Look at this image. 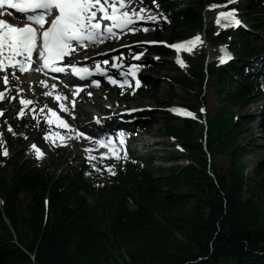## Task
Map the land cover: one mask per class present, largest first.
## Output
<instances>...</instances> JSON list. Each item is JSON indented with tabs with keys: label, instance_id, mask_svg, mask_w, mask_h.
Instances as JSON below:
<instances>
[{
	"label": "trees",
	"instance_id": "obj_1",
	"mask_svg": "<svg viewBox=\"0 0 264 264\" xmlns=\"http://www.w3.org/2000/svg\"><path fill=\"white\" fill-rule=\"evenodd\" d=\"M171 1L148 6L173 23L169 31H157L156 37L168 40L188 30L204 29V6L224 0ZM177 2L181 8L170 7L169 3ZM238 9L254 28L264 30L262 0H244ZM206 32L215 43L229 42L239 56L252 53L253 39L242 29L216 31L211 27ZM152 50L168 53L163 48ZM235 64H211L205 71L195 64L189 77L171 79L187 91L192 83L203 86L206 77L214 75L217 100L224 106L207 121L205 149L197 140L202 132L195 135L190 128L194 122L184 120L179 130L169 126L167 113L159 110L166 133L184 146L190 159L185 166L155 168L149 164L140 169L129 165L114 177L104 173L89 183L74 167L57 173L13 157L12 178L0 177V264H264V202L254 191L264 193V187L244 175L241 157L246 150L238 140L244 123L255 120L264 140V106L257 118H234L229 108L259 98L257 78ZM148 81L150 89L145 92L155 104L162 107L173 101V84L167 82V92L158 103L159 87ZM143 115L141 126L150 128L156 123L155 111ZM250 140L258 143L256 136ZM217 152L231 155L224 170L212 163ZM62 162L51 161L56 166ZM258 168L264 170V161ZM80 191L90 193L93 203Z\"/></svg>",
	"mask_w": 264,
	"mask_h": 264
},
{
	"label": "rangeland",
	"instance_id": "obj_2",
	"mask_svg": "<svg viewBox=\"0 0 264 264\" xmlns=\"http://www.w3.org/2000/svg\"><path fill=\"white\" fill-rule=\"evenodd\" d=\"M228 3V2H227ZM133 8H139L138 6V0H136V3L132 5ZM220 11H227L223 9V6L216 7L214 9H210L208 12L204 15V21L205 22H216L217 19V13ZM244 20V18H241ZM221 23H227L224 21L223 18H221ZM248 24V23H247ZM218 25V24H217ZM197 34L200 35L202 42H194V46H191L192 50H181V54L179 59L184 62V66H181L180 63L175 64L173 62V57H170V60H168L167 63H165L166 68L162 69L161 71H155V70H148L147 73H144L145 76L152 79V81L159 85L160 93L158 95L159 100H162L164 98V92L166 91V81L168 77L178 76V75H185L186 71L189 70V68H195L196 65H203L205 63L206 58H208V62L212 59L217 58L219 62V58L221 56H224L223 53L220 51V46H214L212 42L209 40H205L204 36L201 31L198 30H189L184 32L180 37L181 39L177 40L179 42L189 40L194 38ZM151 36H144L143 39L150 38ZM256 41L260 44H264V33L261 32H255ZM124 43L120 42L119 45H123ZM114 48V47H112ZM203 52L204 54V60L201 59V57L198 55L199 52ZM106 54H112V51L105 52ZM176 53H174L173 56H175ZM111 57V56H110ZM194 63L196 64L195 66ZM220 63V62H219ZM242 65V62H239V66ZM247 68H251V63L247 64ZM170 70V72H169ZM11 82L9 85L5 86L2 81L0 83L4 88H7L9 92V98L7 99V103L0 104V108L4 111L7 110V115H11L15 112H19L24 107L20 103L22 97H26L24 99L30 100L33 105L28 108V112L30 115V118L28 120L27 124V133L30 135V140L27 144L21 143V140L17 141V145L23 149L22 152L25 153L26 158L32 157V145L35 141L39 142L40 144L46 143L45 140L47 139L44 134L41 133L43 129L41 128L46 123L44 122V112H46V108L49 106L50 103L54 100L52 96L49 95V92L46 88L43 86L35 87V90L33 88L29 87V83H24L25 79L21 78L19 79L20 87L23 88V91L20 92V94H26V96H20L17 95V97L12 101V98L16 95V93L19 92L20 89H17L18 85V78H11ZM27 80H30L32 82L31 78H27ZM215 76L209 75L207 79L204 82L203 88L202 86H199L197 84L192 83L190 88L187 90V92L178 87L177 85H173L175 89L176 96L173 97V104L171 105H194L196 107V112L193 113V117L197 120H195L194 124L190 125V128L193 129L194 134H198L199 132H202L204 130V120H210L212 117H214L217 113L222 112L224 106L220 105L219 101L217 100V92L215 90ZM17 85V86H16ZM33 90V91H32ZM199 90H202L201 97L202 101H200V98L197 96V93ZM125 93H119L117 91H108L106 89H97L96 92L92 93V96H97V100H92L91 104L85 102V100H82V103L84 106L90 110V112L83 113V112H76V120L81 125H85L92 122L90 119V114H94L95 118H98L96 114L98 112L95 111V107L99 108H105L110 111V107L112 105L117 106L115 111H110L109 115H102L105 120H111L113 119V123L111 127L116 128V123L118 122V111H120L123 107H153V101L152 99L147 95H137L135 96V92L131 90L129 92L128 97L130 99H133L130 101V103L127 106H124L125 102H120L118 99L123 97ZM84 97L89 99V94L84 93ZM1 101V99H0ZM81 104V103H80ZM264 105L262 99L260 100H251L250 102H245L243 104H240L238 106H233L229 108L231 112L236 114L237 118L247 119L251 115H257L260 108ZM204 109V111H201V109ZM81 111V110H79ZM70 116L73 115V113H68ZM156 124L152 126L148 132L145 133V136L139 135L137 136V139H145L147 145H150V143L154 142L158 144L156 148H160L158 151H153L151 154L153 155L154 162H152V166L156 168L160 167H166L174 164L183 165L185 163L184 156H182L181 151L176 147V143L173 142L172 139L168 137V135L165 133L166 129L163 126V122L161 115H157L156 117ZM47 125V124H46ZM169 126L175 127L177 129H181L183 126V123L179 119L170 120L168 123ZM49 126V125H48ZM86 126V125H85ZM92 127V126H91ZM125 129H132L134 126L132 123L128 125H121V128ZM122 130H120L121 132ZM124 131V130H123ZM92 133L91 131H88ZM126 131H124V134ZM129 135V133H128ZM251 135L256 136L258 143L254 145L250 141ZM126 136V135H125ZM6 135H4L0 131V150L5 147H9L6 145L5 141ZM198 140V138H197ZM241 142V145L244 147L245 154L241 157V162L243 163V173L247 178H250L252 184L261 185V187H264V170H259L258 165L264 161V140L262 138L261 130L257 127V122H250L243 125L242 130L240 131L239 139ZM180 141V140H179ZM144 143V141H143ZM52 141L49 142V144H44L43 148V156L42 159L37 160L34 165L36 166H43V165H51L50 161L51 159L58 154H61L63 156V159L66 158V162H69L71 159H75L76 161L83 159L84 156L82 151L79 149L78 144L73 143L69 147H64L63 149H55V147L51 146ZM17 147V146H16ZM10 153L12 151H15L12 147ZM154 148V146H153ZM134 151L136 152V156H139V153L141 154V150L138 147L134 148ZM139 151V152H137ZM81 152V153H80ZM150 154V149L145 153L143 158H146ZM76 156V157H75ZM163 159H160V158ZM172 158L178 159L177 161L171 160ZM87 160V161H86ZM84 160L85 165L90 167L91 171H86L84 176L87 179H90L93 172L99 170L100 168H105L106 170H109V167L112 168V171H115L116 169H121L125 164L127 163L126 160H123L121 162H114L111 165H106L101 162H89L88 159ZM168 160V161H167ZM171 160V161H170ZM211 160V159H210ZM231 155L227 152H217L212 156V163L215 164V166L220 169L224 170L230 163ZM95 165V167H93ZM63 168V166H62ZM61 169V168H60ZM7 179L11 177V171L10 168L5 172L4 175ZM256 195H259L260 198L264 202V193L259 191L258 189H254ZM244 197H247L246 194ZM131 210L134 209L133 205L130 204ZM177 238H180L179 234H176Z\"/></svg>",
	"mask_w": 264,
	"mask_h": 264
},
{
	"label": "snow or ice",
	"instance_id": "obj_3",
	"mask_svg": "<svg viewBox=\"0 0 264 264\" xmlns=\"http://www.w3.org/2000/svg\"><path fill=\"white\" fill-rule=\"evenodd\" d=\"M155 2L156 0H153V3ZM228 2L231 3L234 0H228ZM134 3H136V0H0V7L8 5L23 13L22 18L29 21V23L23 25H14L0 19V73H2L0 81L6 86L9 85L11 82L10 75L11 78H18L15 75V70L21 73L26 72L34 63L40 64L38 71L51 69L56 72H63L70 68L72 73L81 79L90 76L93 70L105 75L107 69L101 68L99 64L94 69H89L70 62H60L64 61L65 57L78 51L80 46L86 47L89 44L102 43L105 37L118 36L116 29L134 31L135 28L132 26L136 20H155L159 18L152 13L151 9L133 8ZM208 7L214 8L217 5L212 4ZM221 18L227 22L223 24L224 27L229 26L230 23L237 25L241 23L235 17V9L218 12L216 19L218 25L221 24ZM147 30V28L144 29V31ZM194 42H202L199 34L192 39L169 46L177 49V51L182 47L191 51L192 48L188 46H194ZM220 51L225 52V55H227L223 46ZM35 54H38V60ZM219 59L223 63L225 57L221 56ZM177 62L184 66V62L179 57H177ZM102 63L107 65L109 61L104 60ZM112 67L119 68L120 65L113 64ZM121 75H125V73L122 72ZM107 79L113 84L121 83L111 75H107ZM42 83L46 82L42 81ZM122 83L127 84L128 81L124 80ZM136 83L139 85V80ZM92 84L99 85V81L93 80ZM51 87L55 88L56 85L53 84ZM5 91H7V88H5ZM73 95L75 96L76 93L74 92ZM3 98L4 92H0V99ZM56 99L61 100L62 97L57 94ZM20 103L27 106L32 102L21 99ZM74 103L73 101V106ZM60 108L63 111H68L64 104H61ZM172 111L184 114L186 110L174 108ZM201 111H204V109L202 108ZM49 112H51V116L55 118L59 126L71 127L55 111L49 109ZM19 114L23 115V108ZM187 115L191 116L192 113L188 112ZM48 123H53V119L49 118ZM9 130L11 131V129ZM78 135L84 136L85 134L78 133ZM60 139L65 142L64 137ZM96 142L104 143L116 159L121 158L111 136L107 138L106 143L103 138L98 139ZM120 144H124L123 138L120 139ZM32 148L36 150L38 157L43 155L36 145H32ZM3 154L7 155V151L5 150ZM101 155L105 154L102 153ZM123 158H128L126 149ZM109 171H112L111 167H109ZM112 174L115 173L112 172Z\"/></svg>",
	"mask_w": 264,
	"mask_h": 264
},
{
	"label": "bare ground",
	"instance_id": "obj_4",
	"mask_svg": "<svg viewBox=\"0 0 264 264\" xmlns=\"http://www.w3.org/2000/svg\"><path fill=\"white\" fill-rule=\"evenodd\" d=\"M188 47H191V46H188ZM28 78V77H27ZM32 82L30 81V80H27V82H30L29 83V87L30 88H33V89H35V87L37 88V84H38V82H39V76H37V75H34V76H32ZM25 83V82H24ZM77 109L78 110H81V111H83V108H82V105L80 104V102L78 101V104H77ZM92 117V116H91ZM95 118V117H94ZM91 119V118H90ZM84 129H86V130H89V125L87 124L86 126L84 125V126H82ZM72 141H76V138H74V137H71V138H69V139H66L65 140V142H69V143H71Z\"/></svg>",
	"mask_w": 264,
	"mask_h": 264
}]
</instances>
